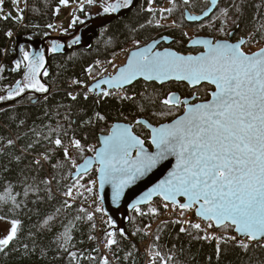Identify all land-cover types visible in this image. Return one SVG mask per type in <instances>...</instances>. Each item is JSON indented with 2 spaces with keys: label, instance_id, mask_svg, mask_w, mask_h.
Masks as SVG:
<instances>
[{
  "label": "snow or ice",
  "instance_id": "snow-or-ice-1",
  "mask_svg": "<svg viewBox=\"0 0 264 264\" xmlns=\"http://www.w3.org/2000/svg\"><path fill=\"white\" fill-rule=\"evenodd\" d=\"M12 2L18 6L20 0ZM153 2L154 0H149L147 11H153L150 6ZM71 3H75L77 8L70 13L72 18L68 27L63 29V34H70V29H74L77 24L86 23L89 16L87 7L98 5L103 14H113L134 6V0H59L62 6L67 7ZM173 3L175 7V0ZM184 3L189 4L191 0H184ZM217 8H220L219 0H211V7L203 12V16L187 17L191 21L201 22V27L214 29L223 37H228H197L191 40V45L203 47L198 54H184L168 47L160 50V40L157 39L143 46L139 40H134L135 47L128 50L126 63L122 66L114 65V74L93 77L94 69L101 64L99 60L85 69L89 77L96 82L91 87L84 85L87 91L83 93V97L87 100L89 94L94 93L97 104L101 99L108 97L134 100V96L127 94V88L134 86L141 79L145 83L155 82L161 86L172 81L185 82L192 89L209 85L212 90L207 93L208 98H201L196 91L184 97L177 91H169L160 101L163 109L153 115L161 118L175 117L171 122L154 125L147 119L137 118L130 123H113L110 127L100 129L98 147L82 143V139L88 138L87 134H83L82 139L76 138L75 132L69 136L68 128L59 122L56 127L48 126L49 130L44 139L62 149L64 156V160L58 161L53 168H63L65 163H68L75 169V172H69V175L76 177V183L66 186V191L63 192L66 197L63 207L72 208L81 197L85 201L88 199L84 192L79 190L81 188L96 198L92 201L97 205L94 211H89L81 204L77 211L83 215H77L69 221L58 236L59 247L68 254L72 264H81L84 259L83 252L71 250L75 247L72 244V231L76 227L73 221H93L96 213L107 215L106 209L100 206L105 200V186H111L112 201L119 206L128 189L171 158L175 159V166L167 172L164 179L143 192L135 203L130 205L134 211L144 215L139 205H152L153 198H159L164 209H168L169 205L173 210L179 209L181 215L194 209L195 215L204 222L203 227L201 223L187 220L175 222L186 223L189 228L196 230L195 239L216 240L217 258L221 251V242L234 241L236 246L247 251L253 241H264V48L246 52L243 46L253 42L254 36L249 34L247 38L233 39L234 33L228 29L229 8H221L220 15L215 16L214 10ZM17 10L19 14L12 17L11 12L4 10V0H0V18L22 21L23 10ZM173 10L174 8H170L162 11L171 14ZM59 11L57 7L56 12ZM77 11L84 13L85 19H81L80 15L76 14ZM161 18L166 19L163 16ZM205 18L207 24L204 23ZM233 23L239 28L237 22ZM173 24L176 22L173 21ZM156 26L163 25L157 23ZM47 27L54 29L55 25L48 24ZM6 35L11 37L13 33L8 31ZM183 35L187 36V33L184 32ZM80 39L79 35L73 36L68 46L78 44ZM162 39L167 41L170 38L164 36ZM64 47V44L52 40L50 51L58 52ZM21 51L23 59L15 60V67L11 71L23 69L22 79L17 80L14 86L0 89L6 93L0 95V102L15 100L30 90L38 93L49 92V88L40 79L41 70L47 63L44 51L29 52L23 48ZM4 71L5 68L0 66V74ZM107 71V68L102 69V72ZM43 75H48L47 70L43 71ZM0 79H3L2 75ZM73 83L83 85L80 80H74ZM68 95L75 101L79 93ZM177 112L181 114L177 115ZM64 119L69 127L77 123L67 115ZM106 121L107 117L96 111L91 116L86 115L82 124L90 128ZM136 125L149 130L146 138H142L134 130ZM62 136L67 137V142ZM146 140L154 147V151L146 147ZM7 143L12 145L14 141L9 139ZM31 147L33 145L29 144L28 148ZM70 148L76 150L83 163L77 164V159L70 155ZM89 152L93 155L87 156L86 153ZM42 156L44 160L51 158L48 153ZM14 159L19 162L21 157L15 156ZM35 164L40 165L41 160L36 159ZM94 167L98 174L97 179H90L87 185L80 184L79 181ZM51 182L43 181L45 185H50ZM47 191L51 194L50 187ZM16 195L12 194V186L9 184L4 194L0 195V202L11 203L14 208H19ZM24 195H28L27 188ZM59 211L60 209H57V212ZM149 212L157 215L159 208L150 206ZM4 219L6 217L0 216V220ZM54 219L55 217L49 216L44 225L48 226L49 221ZM9 223L11 227L8 234L0 238V252H4L18 239L22 222L19 219H11ZM107 224L110 229L115 228L116 222L112 216L108 217ZM213 227L220 229L222 234L210 233L208 230ZM92 228H95V223ZM180 231L188 232V229L181 227ZM119 232L121 236L125 235L123 229H119ZM229 232H235L236 235H229ZM188 234L191 235V232ZM115 235L114 231L106 233L105 247L108 250L117 244ZM89 239L94 240L95 237L90 235ZM156 239L159 240V236ZM24 247L27 250V245ZM156 256H160V253L157 252ZM87 259L92 261L96 258L88 256ZM161 259L163 260V257ZM101 261L102 264H109L107 256L101 257ZM163 264H167V261H163Z\"/></svg>",
  "mask_w": 264,
  "mask_h": 264
},
{
  "label": "trees",
  "instance_id": "trees-1",
  "mask_svg": "<svg viewBox=\"0 0 264 264\" xmlns=\"http://www.w3.org/2000/svg\"><path fill=\"white\" fill-rule=\"evenodd\" d=\"M147 4L148 0H140L139 8L132 12L128 18L117 20L111 27L112 39L104 45L95 44L94 51L90 55L78 54L69 56L68 59L55 61L57 64L55 66V84L51 91L50 101L39 107H32L30 111L19 108L16 101L0 102V195L4 194L6 187L10 184L12 194H19L16 195V200L20 204L19 208H14L11 203L0 202V216H4L8 220L19 219L22 222L18 239L13 241L4 252H0V264H72L68 254L59 247L58 236L64 231V226L69 221H72L77 215H83L77 211L81 204L89 211L97 206L94 204V206L91 205V208L87 207V204L96 198L83 190L81 192H85L84 195L88 197L86 201L81 197L76 200L72 208L63 207V202L66 199L63 192L66 191V186L76 183V180H72V175H69V172L73 173L75 169H72L68 163H65L63 168H53V165L58 161L64 160V156L62 149L56 147L50 140L44 139L49 130L48 126H50L48 119L51 118V127H56L59 122L68 128L69 136L75 132L76 138L82 139V135L87 134L88 138L82 139V143L98 147L100 129L111 125L112 122H126V120L134 122L137 118H144L154 125H158L170 122L175 118L173 116L161 118L153 113L163 109L160 101L169 91L175 87L187 88L186 85L166 84L161 86L153 82H137L134 86L127 88V94L134 96V100L108 97L101 99L97 104V98L92 97L91 93L87 100L83 97V93L87 91V87L84 85H89L85 69L94 65L97 58L105 64L118 50H122L123 46L134 42V40L140 42L148 40L150 37L144 38L145 33L153 35L157 32L154 26V16L147 11ZM6 5L11 7L9 0ZM59 5V0H28V12L23 30H38L43 34L46 33L47 25L55 21L54 10ZM172 15L174 14L172 13ZM175 15L178 17L176 11ZM149 21L151 23H148ZM17 28V21L12 18L0 21V66L5 68V71L0 74L3 76V79H0V89H7L15 81L11 78L13 74L9 72L8 64L11 58L7 52L14 46L17 36L10 39L6 33L8 31L15 33ZM8 46H10L9 49ZM97 70L99 69L96 68L93 72L96 73ZM8 76L9 78L6 79ZM74 80L83 81V85L74 84ZM206 87L210 88L204 86L203 90ZM205 92L208 93V91ZM68 93H79V95L73 101ZM5 94V91H0V95ZM156 97L158 99H155ZM96 111L104 114L107 121L99 122L94 127H84L83 119L86 118V115L91 116ZM179 114L181 113L177 112V115ZM65 115L77 123L69 127L68 122L64 119ZM32 123L34 125L32 128L37 123L44 124L46 127L40 128L38 132L27 131L23 128ZM141 128L144 130V134L139 129L135 131L146 138L149 131L146 128ZM9 139L14 141L12 145H8ZM62 139L67 142V137L62 136ZM29 144H32L33 147L28 148ZM69 151H75L73 157L77 159V164L83 161L74 148H70ZM44 153L50 155V160L43 159L42 154ZM86 155L90 156L93 153L89 152ZM15 156L21 157L19 162L14 159ZM36 159L41 160L40 165L35 164ZM95 178L96 171H92L89 174V180ZM45 180L52 182L50 185H45L43 183ZM48 187L51 188V194L47 191ZM26 188L28 189L27 196L24 195ZM140 208L145 214L141 215L134 210L130 212V222L124 236L120 235L116 227L110 229L107 222L103 224L105 238L108 231L116 233L117 244L107 252L112 257V260L108 259L109 264H146L145 251L140 248L139 244L147 240L150 241L151 251L160 253V256L155 255L152 258L155 264H163L165 260L167 264H264V246H262L264 241L259 243L253 241L247 251L236 246L234 241L221 242V251L217 258L216 240L195 239L197 231L189 228L188 224L175 222L179 220L172 216H166L160 221L158 217L149 215L146 207ZM57 209L60 211L57 212ZM49 216L55 217V219L49 221L48 226H45L44 221ZM73 222L76 224L72 231V244L75 247L71 250L83 252L84 259L81 260V264H102L101 257L106 256V253L99 247L97 218L94 216L93 221ZM93 223H95L94 229L92 228ZM149 226L153 227L151 234L147 232ZM181 227L188 229L191 235L188 232H181ZM221 234V230L217 229L216 235ZM228 234L236 235L235 232ZM90 235L95 239L90 240ZM199 235L202 236L203 233H199ZM157 236H159V240L156 239ZM237 239L239 238L237 237ZM25 245H27V250ZM88 256L96 259L90 261L87 259Z\"/></svg>",
  "mask_w": 264,
  "mask_h": 264
},
{
  "label": "flooded vegetation",
  "instance_id": "flooded-vegetation-1",
  "mask_svg": "<svg viewBox=\"0 0 264 264\" xmlns=\"http://www.w3.org/2000/svg\"><path fill=\"white\" fill-rule=\"evenodd\" d=\"M168 3H169V6H166L165 4L164 5L159 4L158 2L154 3V5L152 4L150 5L151 8L153 9L151 13L154 16V26L157 32H155L153 35H150L149 33H145L144 38H147V37H150V38L148 40L141 41V46L147 43H151L152 40L154 39H159L164 36H167L170 38L169 42L165 40L161 41L160 45L158 46L160 50H163V48L168 47V48H172L173 50L180 51L184 54H198L200 51L203 50V47L199 45H195V46L191 45L190 43L191 40H194L197 37L217 38V39H227L228 38V37H223L219 32L215 31L214 29L207 28V27H201V22L199 21H188L186 18L187 12H189L192 15L202 16L203 12L206 11L209 7H211V0H191V3L189 4H185L184 0H175V7H174L173 0H168ZM219 3H220V8H217L214 10L215 16L220 15L221 8L223 7L229 8L230 19L228 20V29H230L234 33L233 39L238 40L241 37L247 38L249 34H252L254 36V40L251 43L245 44L243 46L244 50L246 52H255V51H258L260 48H263L264 47V0H219ZM139 6L140 5L138 3L137 6L127 15V17L116 18L111 23H108L106 25H102L101 27H99L97 31L93 30V28L99 23L103 22L102 20H99V19H102L109 15L111 16L114 14V13L113 14H103L101 8L98 5L90 6L86 8V12L89 13V16L86 19V23L82 25L77 24L74 29H70V34H63V29L65 27H68L66 26L68 22H66L65 27L58 29L59 33L52 31V30L55 31L56 28L55 29L48 28L46 32L48 33V35H45V33L43 34L41 31H38V30L24 31L23 30L24 26L21 27L20 32L17 35V38L21 37L18 53L16 51H12L13 49L17 47V44H16L17 40H15L14 46L11 47L7 52V54L11 58V61L8 64L9 72L13 74L11 78L15 79L12 86L15 85V82L17 80L22 79V76H23V69L20 71H11V69L15 67L14 61L17 59H20V60L23 59V52L21 51V48L29 52L44 51L47 63L44 65V69L41 70L40 79H41V82L45 83L46 86L49 88V92L48 93H38V92H35L34 90L26 91L21 97H17L15 100H9V102L16 101L17 106L19 108L24 109L25 111H30L32 107H39L43 105L44 103H46L47 101H50L51 91L55 84V77H54L56 73L55 66L57 65L55 61L61 60V59H68L69 56H74L78 54L87 55V56L90 55L94 51L93 47L95 44L104 45L106 42H108V40L112 39V36L110 34L112 31L111 27L113 24L117 20H123V19L128 18L132 12H134L137 8H139ZM148 7H149V0L147 4V8ZM170 8H174V10L172 11V13L174 14L173 16H170L172 15V13L169 14L167 11H162V10H166ZM175 11L178 17L175 15ZM98 13L99 15H97ZM162 16L166 17V19H164L165 26L157 27L156 25ZM80 17L81 19H85V14L81 13ZM173 21L176 22L175 25L173 24ZM233 21L239 24V28L235 26ZM204 23L207 24V18H205ZM217 23H219V21H217ZM184 32L187 33V36L183 35ZM75 35L80 36L81 38L80 42L78 44H72L71 47H69L68 45L71 43L73 36ZM90 36L92 37V41H91V44L88 45L89 43L88 38ZM52 40H56L59 43L64 44L65 47L62 48L58 52L50 51ZM256 41H259V42H256ZM134 47H135L134 42H131L123 46L122 49L123 48L124 49L125 48L134 49ZM117 52L110 58V61H112L113 63L115 61V57L118 54ZM97 59L99 60V58ZM105 64H108V62ZM102 66H103V63L97 66V68L101 70ZM44 70H47L48 72L47 76L43 75ZM109 74H114V71L109 70L107 74H103V75L106 76ZM99 76H97V78H99ZM8 78L9 76L6 77V79ZM87 78L89 81L88 87H90L91 84H93L96 80L95 79L90 80V77L88 74H87ZM138 82H144V81L140 80ZM167 84L186 85L187 88L182 89L180 87H175L172 90V91L179 92L182 95V97L190 96L193 93V91H196L197 94L201 96V98H208V97H205L206 93L202 87L209 86V85H201L198 87V89L199 88L201 89L198 90V89L190 88L186 83H178V82L173 81ZM210 90L212 89L210 88ZM91 95L92 97H96L94 93H91ZM48 120L51 126V118ZM130 122L129 120H126V123H130ZM32 126H34L33 123L26 125L23 128L27 129V131L34 130L38 132L40 128L44 129L46 127V125L44 124L40 125V123H37L35 127L33 128ZM110 126L111 125H106L105 128L110 127ZM141 127L145 128L144 126L136 125L134 130L139 129L141 130V133L144 134L143 132L144 130ZM146 146L151 148L150 142L146 141Z\"/></svg>",
  "mask_w": 264,
  "mask_h": 264
},
{
  "label": "water",
  "instance_id": "water-1",
  "mask_svg": "<svg viewBox=\"0 0 264 264\" xmlns=\"http://www.w3.org/2000/svg\"><path fill=\"white\" fill-rule=\"evenodd\" d=\"M138 3H139V0H134V6L131 7L130 9H123L119 13H114L111 16L109 15V16H106V17H104L102 19H99V20H102L103 22L102 23H99L98 25H96L93 28V30L97 31V29H99V27H101L102 25H106L108 23H111L116 18H125V17H127V15L137 6ZM189 15H192V14H190L189 12H187L186 13V18ZM187 20L188 21H191L188 18H187ZM95 34H97V33H95ZM20 38L21 37H18L16 39L17 40V42H16L17 47L12 50V51H16L17 53H18L19 47H20ZM88 40H89L88 45H90L91 44V41H92V37L90 36L88 38ZM157 40H160V42L163 41L162 38H159ZM167 42H169V40H167ZM199 46H201V45H199ZM149 83H152V82H149ZM178 83H185V82H178ZM93 84H91V85H93ZM128 87H130V86H128ZM140 119H144V118H140ZM115 123H117V122H115ZM119 123H126V122L119 121ZM166 123H168V122H166ZM149 149L152 150V151H154V147H152V146ZM81 163H83V161ZM81 163H79V164H81ZM174 166H175V159L174 158H171L170 161H166V162H164V164L162 166L158 167L157 169H154L142 181H138L136 185H133L130 189H128L126 191V195L120 201L119 206H117L116 204H114L113 201H112V188H111V186L110 185H106L105 186V192H104L105 200H104V202H103V204L101 206L104 209H106L107 216L108 217L109 216H112V218L115 220V222H116L115 227H116V230L117 231H119V229H123L124 232L127 233V225L130 222V212L133 210L130 207V205L133 204V203H135V200L137 198H139V196L142 195L143 192L147 191L149 188H151L152 186H154L156 183L159 182V180L164 179V177L167 175V172L170 171L172 169V167H174ZM94 169H95V167L90 170V173ZM71 178H72V180H75L76 179V177L74 175H72ZM98 184H99V181L97 180V187H98ZM157 199H159V198H153V201H155ZM181 201L183 202V198H181ZM145 206H147V204L139 205V207H145ZM197 218H199V217H197ZM199 219H201V218H199ZM216 229H218V228H216ZM238 238L240 239V237H238Z\"/></svg>",
  "mask_w": 264,
  "mask_h": 264
},
{
  "label": "built area",
  "instance_id": "built-area-1",
  "mask_svg": "<svg viewBox=\"0 0 264 264\" xmlns=\"http://www.w3.org/2000/svg\"><path fill=\"white\" fill-rule=\"evenodd\" d=\"M7 1L8 0H4V8L6 10L5 12H11L12 13V17H16L19 14L18 13V10H17L18 9V6L15 5V4H13L12 0H9V3H11V7H9L8 5H6V2ZM156 2H157V0H154V2L152 3V5H154V3H156ZM19 4H22L21 10H23V13H22L23 14V20L22 21H18L16 19H13L12 18L13 20L17 21L18 28H17V31L15 33H13V35L10 37V39L16 37L19 34L21 27H23L24 24H25V22H26V17H27V12H28V0H26V4H25V0H20V3ZM70 6L77 7V5L75 3H71ZM57 7H59V9H60L59 13L56 12V8ZM57 7L54 10L55 16H56L55 21L57 20V18L60 17L59 19H63V17L65 16V13H62V11L64 9H66V6L59 5ZM156 9H158V8H156ZM2 19L3 18H0V21ZM55 21L52 24L55 25V26L57 25V27L60 28V26L62 24L60 23L61 25L59 26V24L57 22H56L57 24H55ZM62 22L64 23V26L63 25L62 26L65 27L66 22H64V21H62ZM158 23H160V25L165 26V24H164L165 21L162 18L158 21ZM167 23H169V22H167ZM9 47L10 46H8V49H9ZM128 50H132V48H125V49L123 48L122 50H120L118 52L117 56L115 57L114 63H112V66L110 68V71H115L114 65L115 66H122L123 65L122 63H120V60L121 59H124L125 60L128 57ZM90 80H92V77H90ZM92 201L89 204H87V207L91 208V205L94 206V204L92 203ZM150 206H156V207H158L159 208V213L157 215H153L152 213H150L149 212V207ZM145 207H146L147 213L149 215H151L152 217H158L160 221H162L166 216H172L173 218H175V219H177L179 221H186L187 220V221H192V222H195V223H201L202 224V227L204 226V222L201 219H199V218L196 217L195 210L194 209L191 210V211H186L183 215H181L180 214V210L179 209L173 210V208H172L171 205H169V208L168 209H164L161 206V202L159 203L158 200L153 201V204L152 205H147ZM91 211H94V209L91 208ZM95 217L98 220V222H97V234H98L99 247H100V249L102 251H104L106 253V256L108 257V259L112 260L111 255L107 253L108 252V249L105 247V245H106V238H105V236L103 234V231H104L103 224L105 222H107L108 216L107 215H104L102 213H96L95 214ZM152 230H153V227H149L147 229L148 234H151L152 233ZM216 230L217 229L215 227H213V228L209 229L208 231L210 233H215L216 234ZM139 246H140V248L143 251H145L146 259H147L146 264H153L152 258H154V256L156 255V253H154L153 251H151L150 241L149 240L143 241V242H141L139 244Z\"/></svg>",
  "mask_w": 264,
  "mask_h": 264
},
{
  "label": "rangeland",
  "instance_id": "rangeland-1",
  "mask_svg": "<svg viewBox=\"0 0 264 264\" xmlns=\"http://www.w3.org/2000/svg\"><path fill=\"white\" fill-rule=\"evenodd\" d=\"M157 2L159 3V4H162V5H166V6H169V3H168V0H157ZM22 8V4H19L18 5V9H21ZM77 7H74V6H67L66 7V9H64L63 11H62V13H65V16L63 17V19H59V18H57V20L55 21V24H59V26L62 24L63 26H64V23L62 22V21H64V22H68V24H69V21L71 20V15H70V13H72L73 12V10L74 9H76ZM4 10H5V8H4ZM6 11V10H5ZM76 14L77 15H81V13L80 12H76ZM170 16H173V15H170ZM57 22V23H56ZM61 23V24H60ZM68 24L66 25V26H68ZM60 26V28L59 27H57V25H56V29H55V31L54 30H52L53 32H58L59 33V30L58 29H61V28H63V26ZM125 62H126V59L124 60V59H121L120 60V63H122V64H125ZM111 66H112V64H103V66L101 67V70H97V72L96 73H92V76L93 77H97V76H99V75H103V74H107V72H109V70H110V68H111ZM103 68H107L108 69V71L107 72H102V69ZM92 80H93V78H92ZM210 87V86H209ZM54 88V87H53ZM211 88V87H210ZM210 88H204V90L205 91H209L210 90ZM206 93V92H205ZM156 94V93H155ZM207 94V93H206ZM155 99H158L157 97L155 98ZM75 154V151H70V155H74ZM93 171H95V169L93 170ZM90 174V173H89ZM89 174L88 175H86V176H84V178L82 179V180H80L79 181V183L80 184H84V185H87L88 184V182H86L87 180L89 181ZM95 179H97V173H96V178ZM76 180V179H75ZM80 191H83L84 189L83 188H81V189H79ZM75 192V191H74ZM85 193V192H84ZM161 201H159V203H160ZM9 221L10 220H8V219H4V220H0V238H3L4 236H6L7 234H8V231H9V229H10V227H11V224L9 223ZM152 232H153V230H152Z\"/></svg>",
  "mask_w": 264,
  "mask_h": 264
}]
</instances>
